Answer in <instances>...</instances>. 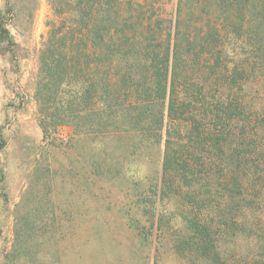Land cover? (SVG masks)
<instances>
[{"label":"trees","instance_id":"obj_1","mask_svg":"<svg viewBox=\"0 0 264 264\" xmlns=\"http://www.w3.org/2000/svg\"><path fill=\"white\" fill-rule=\"evenodd\" d=\"M218 4L237 22L198 29L193 41L175 26L161 42L162 29L136 27L145 15L124 0H51L60 22L39 56V124L78 128L74 118L84 114L93 137L108 143L123 116L139 132L140 153L162 148L144 199L173 203L182 225L175 253L187 264H264V0ZM2 17L0 42L9 39ZM75 79L86 98L74 108L69 96L63 108L61 88Z\"/></svg>","mask_w":264,"mask_h":264},{"label":"rangeland","instance_id":"obj_2","mask_svg":"<svg viewBox=\"0 0 264 264\" xmlns=\"http://www.w3.org/2000/svg\"><path fill=\"white\" fill-rule=\"evenodd\" d=\"M124 2L145 15L132 20L136 27L162 29L161 42L175 26L193 41L198 29L237 22L224 19L219 0ZM0 12L9 32L0 42V264H187L173 249V231L182 226L173 203L144 199L153 194L162 148L140 153L139 132L121 115L108 143L93 137L94 119L84 114L74 118L78 128L51 118L43 128L35 98L39 56L60 17L51 0H0ZM227 42L253 43L237 36ZM61 89L63 108L69 96L77 97L74 108L86 98L80 79Z\"/></svg>","mask_w":264,"mask_h":264}]
</instances>
